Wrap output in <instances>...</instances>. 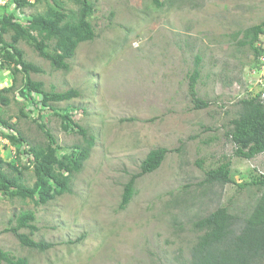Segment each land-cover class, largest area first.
Masks as SVG:
<instances>
[{
	"label": "rangeland",
	"instance_id": "rangeland-1",
	"mask_svg": "<svg viewBox=\"0 0 264 264\" xmlns=\"http://www.w3.org/2000/svg\"><path fill=\"white\" fill-rule=\"evenodd\" d=\"M50 1L20 7L15 0H3L0 19L10 13L27 27L29 18L47 14ZM57 1L68 20L78 19L77 0ZM88 1L96 36L79 44L67 61L68 71L41 57L33 41L20 40L17 47L24 51L26 62L41 69L29 75L43 89L81 93L53 105L85 109L86 114L79 111L75 119L94 136L95 145L82 171L70 177L69 190L55 200L42 205L0 194V231L22 211L31 210L38 227L32 239L56 246L40 252L23 247L13 233H4L0 247L14 257L28 258L29 264H189L190 249L199 235L194 222L219 206L248 215L260 196V188L238 184L264 175V153L252 160L234 156L226 132L244 89L253 88V95L260 90L259 85H245L255 53L241 42L248 28L264 21V0H159L160 7L154 0ZM31 33L42 39L36 29ZM13 35L11 30L4 38L11 43ZM45 43L54 54L57 40ZM197 55L202 61L196 92L209 103L204 109L195 108L189 90ZM25 81L26 75L15 73L13 65H0V91L13 87L2 94L10 103L0 100V118L30 147L43 149L48 138L34 122V107L19 96ZM43 116L40 122L52 133L58 157L74 145H84L77 132L63 130L59 117L50 111ZM8 133L0 123L4 170L17 176L8 166L15 165L22 170V183L32 187L36 181L32 157L22 154L23 148L19 156L18 147L4 138ZM160 147L172 152L157 171L138 179L133 200L119 211L124 185L140 171L148 153ZM226 158L232 163L234 182L204 195L197 184ZM176 195L187 198L188 204L169 207ZM20 232L31 234L29 229Z\"/></svg>",
	"mask_w": 264,
	"mask_h": 264
},
{
	"label": "trees",
	"instance_id": "trees-1",
	"mask_svg": "<svg viewBox=\"0 0 264 264\" xmlns=\"http://www.w3.org/2000/svg\"><path fill=\"white\" fill-rule=\"evenodd\" d=\"M154 1L158 7L162 6L159 0ZM15 2L20 7L31 4L28 0H15ZM77 4L80 7L78 19L75 21L68 20L69 17L64 12L63 4L57 0L50 1L47 14L29 18L30 25L27 27L10 13L0 19V65H13L15 73L23 72L26 75V81L19 91V96L34 107V113L37 114L34 122L48 138L45 148L30 147L26 139L9 122L0 118V123L9 132L4 135V138L11 145L18 147L17 154L20 156V150L23 148L22 154L32 156L33 171L36 177L32 187L24 185L22 170L9 164V168L17 172L18 175L7 174L4 170L6 163L0 156V194L4 196L32 199L42 205L55 200L69 190L70 177L73 173L82 171L84 163L90 158L95 145L94 136L90 135L89 130L75 119L79 111L86 114L85 109L72 106L55 108L53 105V103L69 102L79 97L81 93L76 89H69L66 92H48L43 89V84L32 81L29 75L30 71L40 72L41 69L26 62L24 51L17 47L20 40L33 41L34 47L41 57L48 59L56 69L68 71L70 65L67 61L75 56L79 44L92 41L96 36L92 23L89 21L93 12L92 4L88 0H77ZM31 29L39 31L42 39L39 40L38 35H32ZM11 30L14 35L13 41L9 43L4 36ZM244 33L245 42H241V44L249 45L255 56L258 57L261 48L257 46V43L264 33V21L248 28ZM46 39L57 40L54 54L47 51ZM196 59L197 66L189 75V90L195 108L204 109L209 106V103L197 97L196 92L201 77L199 64L202 58L197 55ZM12 90L13 87H8L0 91V100L5 105H9L10 100L2 94ZM263 92L255 96L243 97L235 104L238 107L237 115L230 121L226 137L234 145V156L238 158L252 160L264 153V102L261 100ZM47 111L61 119L65 132L74 131L81 135L84 145H74L68 148L62 157H58L59 148L55 147L52 133L44 123L40 122ZM180 150L182 147L175 151ZM170 152L172 150L160 147L148 153L141 163L140 171L131 175L124 185L119 211L125 210L133 200L138 179L157 171ZM199 165L202 167L203 162H200ZM231 166L230 159L226 158L217 168L206 171L205 178L197 184V187L203 189L204 195L215 187L224 189L225 186L234 182L231 177ZM23 168L29 169L27 165ZM248 186L261 189L260 196L257 197L256 203L248 215L242 216L231 211L229 207L219 206L207 216L199 218L193 223V230L199 235L190 249L189 264H264V175L254 178L251 182L238 184L240 188ZM189 188L190 186H187L186 190ZM187 200L183 196L176 195L168 203V206L173 208L182 203L188 204ZM36 219L34 211H22L10 221V226L0 231V236L4 233H13L23 247L40 252L54 248L56 246L54 243L32 239L31 235L38 230L34 224ZM13 222H15L14 226H12ZM173 222L177 225L176 215H173ZM179 228L182 227L179 226ZM22 229H29L31 234L21 233ZM0 264H29V259L14 257L0 247Z\"/></svg>",
	"mask_w": 264,
	"mask_h": 264
},
{
	"label": "built area",
	"instance_id": "built-area-1",
	"mask_svg": "<svg viewBox=\"0 0 264 264\" xmlns=\"http://www.w3.org/2000/svg\"><path fill=\"white\" fill-rule=\"evenodd\" d=\"M30 3H35L36 0H28ZM7 3V2H6ZM5 3V4H6ZM3 4V0H0V5ZM4 4V5H5ZM249 82L247 85H259L260 88H264V54L259 57V62L255 66H252L249 70ZM252 88L248 89V92L251 91ZM264 99V94L262 96Z\"/></svg>",
	"mask_w": 264,
	"mask_h": 264
},
{
	"label": "clouds",
	"instance_id": "clouds-1",
	"mask_svg": "<svg viewBox=\"0 0 264 264\" xmlns=\"http://www.w3.org/2000/svg\"><path fill=\"white\" fill-rule=\"evenodd\" d=\"M261 39H263L262 41H261ZM257 46L258 47H260L261 48V53H260V55L258 56V57H256L255 56V59H254V65L253 66H255L256 64H258V62H259V57L261 56V55H263L264 54V33H263V35H261V38H260V41L257 43ZM245 85H247V84H245ZM252 90H253V88H252ZM249 91V93H247L248 92V89L247 88H245L244 89V93H245V96L244 97H247V96H249V95H252V96H255L256 94L258 95L259 93H261L262 91H264V88L262 89V88H260V90L255 94V95H253V91ZM263 94H264V92L262 93V95H261V100L264 102V99L262 98V96H263ZM6 140V139H5ZM8 141V140H7ZM9 142V141H8ZM10 143V142H9ZM32 157V156H31Z\"/></svg>",
	"mask_w": 264,
	"mask_h": 264
}]
</instances>
